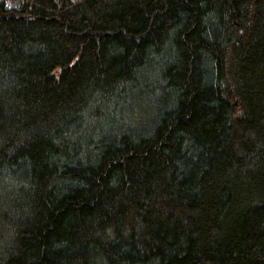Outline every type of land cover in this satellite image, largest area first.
I'll return each mask as SVG.
<instances>
[{"label":"trees","instance_id":"16d2710c","mask_svg":"<svg viewBox=\"0 0 264 264\" xmlns=\"http://www.w3.org/2000/svg\"><path fill=\"white\" fill-rule=\"evenodd\" d=\"M5 3L0 264H264V0Z\"/></svg>","mask_w":264,"mask_h":264},{"label":"bare ground","instance_id":"6f19581e","mask_svg":"<svg viewBox=\"0 0 264 264\" xmlns=\"http://www.w3.org/2000/svg\"><path fill=\"white\" fill-rule=\"evenodd\" d=\"M162 64L163 63H161L160 61H157L156 63L154 62L147 63L142 68L141 73L139 74V78L136 80V82L143 83L144 81H146L150 85L161 83V87H162V79L159 74L160 73L159 71L163 68ZM105 109H106V112L104 116L100 119V122L102 124H109L112 120L117 119L122 114L126 116V114L131 113L135 108L133 107L132 109V107H130L124 102L122 103L118 98L116 100V103L109 105V106L106 105Z\"/></svg>","mask_w":264,"mask_h":264},{"label":"rangeland","instance_id":"374dc122","mask_svg":"<svg viewBox=\"0 0 264 264\" xmlns=\"http://www.w3.org/2000/svg\"><path fill=\"white\" fill-rule=\"evenodd\" d=\"M5 1H6L5 5L11 8H17L21 4V0H5ZM145 104H143V106ZM149 105L154 106L155 104L151 103ZM143 106L142 105L135 106V109L131 113L126 114V119H128L132 123L131 125L139 126L138 125L139 123L146 120L147 115L142 111Z\"/></svg>","mask_w":264,"mask_h":264},{"label":"water","instance_id":"95a60500","mask_svg":"<svg viewBox=\"0 0 264 264\" xmlns=\"http://www.w3.org/2000/svg\"><path fill=\"white\" fill-rule=\"evenodd\" d=\"M59 71V70H58Z\"/></svg>","mask_w":264,"mask_h":264}]
</instances>
